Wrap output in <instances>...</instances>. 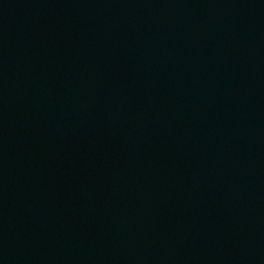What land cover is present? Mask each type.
Masks as SVG:
<instances>
[{
    "label": "water",
    "instance_id": "1",
    "mask_svg": "<svg viewBox=\"0 0 264 264\" xmlns=\"http://www.w3.org/2000/svg\"><path fill=\"white\" fill-rule=\"evenodd\" d=\"M0 264H264V0H0Z\"/></svg>",
    "mask_w": 264,
    "mask_h": 264
}]
</instances>
